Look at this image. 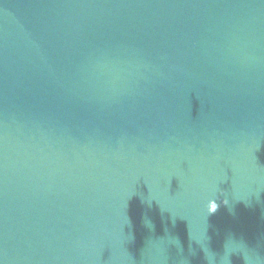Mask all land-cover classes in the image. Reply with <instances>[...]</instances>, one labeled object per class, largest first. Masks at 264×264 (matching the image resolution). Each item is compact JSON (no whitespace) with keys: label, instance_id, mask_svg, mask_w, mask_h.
<instances>
[{"label":"water","instance_id":"95a60500","mask_svg":"<svg viewBox=\"0 0 264 264\" xmlns=\"http://www.w3.org/2000/svg\"><path fill=\"white\" fill-rule=\"evenodd\" d=\"M0 264H264V0H0Z\"/></svg>","mask_w":264,"mask_h":264}]
</instances>
